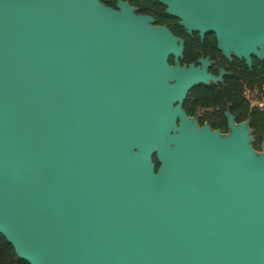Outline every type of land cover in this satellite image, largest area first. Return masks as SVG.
Instances as JSON below:
<instances>
[{"label": "water", "instance_id": "obj_1", "mask_svg": "<svg viewBox=\"0 0 264 264\" xmlns=\"http://www.w3.org/2000/svg\"><path fill=\"white\" fill-rule=\"evenodd\" d=\"M156 1L264 58V0ZM102 2L0 0V235L28 264H264V143L196 127L210 76Z\"/></svg>", "mask_w": 264, "mask_h": 264}, {"label": "flooded vegetation", "instance_id": "obj_2", "mask_svg": "<svg viewBox=\"0 0 264 264\" xmlns=\"http://www.w3.org/2000/svg\"><path fill=\"white\" fill-rule=\"evenodd\" d=\"M119 3L132 9V14L152 19L155 27H164L182 45L176 60L168 64L186 70L203 71L210 78L189 89L180 104L187 119L202 129L230 134V125L245 124L250 142H264V108L260 94L264 88V58L254 53L236 56L232 50L224 53L219 48L213 31L201 32L198 27H185L180 20L167 13V6L156 0H103L102 4L117 10ZM257 51L260 47H255ZM264 50V48H263ZM250 61L248 64L247 61ZM178 119L176 124L179 125Z\"/></svg>", "mask_w": 264, "mask_h": 264}, {"label": "trees", "instance_id": "obj_3", "mask_svg": "<svg viewBox=\"0 0 264 264\" xmlns=\"http://www.w3.org/2000/svg\"><path fill=\"white\" fill-rule=\"evenodd\" d=\"M155 161V160H154ZM158 164L156 163V169ZM0 264H28L20 260L14 253L13 248L0 235Z\"/></svg>", "mask_w": 264, "mask_h": 264}, {"label": "rangeland", "instance_id": "obj_4", "mask_svg": "<svg viewBox=\"0 0 264 264\" xmlns=\"http://www.w3.org/2000/svg\"><path fill=\"white\" fill-rule=\"evenodd\" d=\"M264 84V82H263ZM260 103H263L262 107L264 108V88L262 89V93L260 94ZM264 142H250V145L252 147V149L256 152V153H262L263 152V145Z\"/></svg>", "mask_w": 264, "mask_h": 264}]
</instances>
